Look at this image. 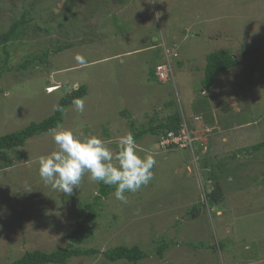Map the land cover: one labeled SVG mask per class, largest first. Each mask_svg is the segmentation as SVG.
<instances>
[{
  "label": "rangeland",
  "instance_id": "374dc122",
  "mask_svg": "<svg viewBox=\"0 0 264 264\" xmlns=\"http://www.w3.org/2000/svg\"><path fill=\"white\" fill-rule=\"evenodd\" d=\"M22 16L6 43L13 68L0 74V135L48 117L79 85L87 87L85 109L71 104L60 126L99 135L114 152L133 135L131 120L139 128L178 110L191 128L190 146L162 145L150 133L137 141L142 156L155 154L152 180L127 193V204L114 191L103 198L82 246L150 253L108 264H264V148L247 150L264 142V0H0V36ZM225 49L238 64L204 89L207 54ZM44 52L46 62L15 68ZM168 64L159 79L157 66ZM207 111L219 113L220 128L206 127ZM55 147L51 131L0 154V264L63 246L97 193L100 182L88 174L71 195L43 183L39 158ZM162 242V256L152 253Z\"/></svg>",
  "mask_w": 264,
  "mask_h": 264
},
{
  "label": "trees",
  "instance_id": "16d2710c",
  "mask_svg": "<svg viewBox=\"0 0 264 264\" xmlns=\"http://www.w3.org/2000/svg\"><path fill=\"white\" fill-rule=\"evenodd\" d=\"M23 16L21 19L14 20L10 23L8 29L3 32L0 36V42L3 44L2 49L4 55L0 56V74L4 71H10L13 67L6 66L8 59V51L6 50V43L10 40L12 36L16 33L18 26L23 23ZM64 47H59V49H64ZM48 52H44L34 58H28L23 62L16 65V69H26L28 66L34 64L36 60L47 61L46 58ZM238 58L234 54L225 49L215 52H211L206 56V62L204 66V89H208L213 84V81L217 75L235 65L238 64ZM77 90L65 93L59 99L57 105L62 106L63 110H57L55 107L52 114L38 122H31L23 128L16 130L14 132L0 135V154L5 156V150L17 148L23 146L27 139L40 135L42 133L51 132L53 129L57 128L63 123V115L65 110L72 104L74 98H82L87 93V87L85 85H79ZM127 114V112H123ZM206 120V118H205ZM208 122V120H206ZM182 123V113L178 110L172 111L170 114L164 116L163 118H157L156 116H151L148 125H142L136 128L133 120L130 121V126L133 130V136L137 141H139L143 135L152 134L158 137V140L163 136H166L169 132L178 134ZM173 145L172 143L168 146ZM264 148V142H258L248 146V151H259ZM208 162V160H206ZM210 165V162H208ZM10 163L8 159H5L4 167H9ZM211 176L216 177L214 174ZM264 181V178L261 182ZM215 192H219V189ZM114 191L113 187L107 186L100 182L98 186L97 193L92 197L91 201L87 203L84 207L85 213L81 217L80 221L76 226L66 234L67 241L63 246L57 247L51 251H44L40 249L26 250L14 259L6 264H66V262L72 257H102L101 264H108V262H114L117 260H125L129 263H136L137 261L147 257L150 253L145 252L139 245L127 246L124 244H118L113 247L100 250L93 247L82 246L93 234L92 225L98 215L99 205L103 198H106L109 193ZM198 210L197 206L192 207V212ZM167 246L166 242H162L157 246H154V251L159 256H162L165 248ZM152 249V250H153Z\"/></svg>",
  "mask_w": 264,
  "mask_h": 264
},
{
  "label": "clouds",
  "instance_id": "9594fccd",
  "mask_svg": "<svg viewBox=\"0 0 264 264\" xmlns=\"http://www.w3.org/2000/svg\"><path fill=\"white\" fill-rule=\"evenodd\" d=\"M75 60L80 65L87 62L83 55H76ZM74 90L77 89L69 86V92ZM72 105L77 112L83 113V98H74ZM55 107L63 110L60 105ZM52 139L55 150L39 158V176L54 191L71 195L88 174L90 181L113 187L115 199L127 204L126 194L139 191L153 178L152 169L157 163L155 154L142 156L131 133L119 139L115 152L99 135H85L62 126L52 130Z\"/></svg>",
  "mask_w": 264,
  "mask_h": 264
},
{
  "label": "built area",
  "instance_id": "2783aa9c",
  "mask_svg": "<svg viewBox=\"0 0 264 264\" xmlns=\"http://www.w3.org/2000/svg\"><path fill=\"white\" fill-rule=\"evenodd\" d=\"M170 67L169 64L167 66H157V74L159 79L164 80L167 78L168 76V71H169ZM200 117L199 116H194V120H199ZM182 123H181V128L179 130L178 134H174L173 132H169L166 136H163L160 139V143H162V145H169V144H188L190 146L191 142H192V137H191V132H189V125L184 122V120L182 119ZM191 129V128H190Z\"/></svg>",
  "mask_w": 264,
  "mask_h": 264
},
{
  "label": "crops",
  "instance_id": "0c3cea01",
  "mask_svg": "<svg viewBox=\"0 0 264 264\" xmlns=\"http://www.w3.org/2000/svg\"><path fill=\"white\" fill-rule=\"evenodd\" d=\"M206 116L207 117L202 118V119H204L205 122H206V120H208V122H206V124H207L206 127H210L211 130H213V129L217 128V127L218 128L221 127L222 123L219 120V113H214L212 111L211 112L207 111ZM205 118H206V120H205ZM221 138L219 136H217V141H218L219 144L221 143V140H225L226 139L225 132H223V135L221 136Z\"/></svg>",
  "mask_w": 264,
  "mask_h": 264
}]
</instances>
